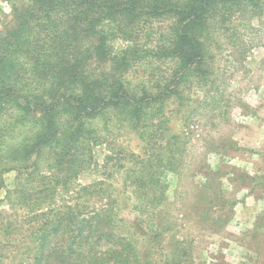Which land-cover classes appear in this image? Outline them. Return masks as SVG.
Instances as JSON below:
<instances>
[{
    "label": "rangeland",
    "instance_id": "rangeland-1",
    "mask_svg": "<svg viewBox=\"0 0 264 264\" xmlns=\"http://www.w3.org/2000/svg\"><path fill=\"white\" fill-rule=\"evenodd\" d=\"M12 4L26 2L0 0L1 33L14 25ZM233 10L225 11L224 21L216 15L209 20L202 66L209 80L193 82L185 88L183 105L169 106L170 121L153 135L148 151L128 122L113 116L107 124L93 122L99 142L90 143L91 161L64 186L55 184L50 195L44 190L39 206L31 204L51 185L49 179L40 187L37 172L2 173L0 224L20 230L0 232V264H29L28 255L14 253L22 243L28 250L21 239L23 221L30 210L65 204L83 216L105 211L106 230L133 244L141 257L137 264H264V9L253 15ZM150 24L149 37H135L146 47L160 40L167 20ZM98 35L110 56L132 45L108 22ZM230 35L234 46L227 43ZM160 66L159 75L167 76V64ZM99 70L108 72L107 59ZM147 76L143 66L128 78ZM148 154L144 170L140 164ZM38 170L49 178L61 175L45 162ZM87 185L89 190L79 193ZM116 247L114 241L97 246ZM118 259L111 254L106 264Z\"/></svg>",
    "mask_w": 264,
    "mask_h": 264
},
{
    "label": "trees",
    "instance_id": "trees-1",
    "mask_svg": "<svg viewBox=\"0 0 264 264\" xmlns=\"http://www.w3.org/2000/svg\"><path fill=\"white\" fill-rule=\"evenodd\" d=\"M24 1L23 7L11 5L14 25L0 32V183L2 173L10 170L28 177L37 172L40 187L49 179L51 185L41 189L43 196L32 206L91 161L90 143L99 142L93 122L107 124L113 116L127 121L148 151L153 135L170 121L174 109L169 106L183 105L185 88L193 82L209 80L202 66L212 16L224 21L226 10L253 15L264 9V0ZM153 19L167 20L160 40L149 47L138 44L135 37H149ZM106 22L132 43L116 56L108 55L98 35ZM227 43L234 46L232 35ZM106 59L108 72L99 70ZM162 63L168 67L163 77ZM143 66L147 77L128 78ZM150 161L148 154L140 166L145 170ZM41 162L61 175L40 174ZM90 187L81 186L79 193ZM37 209L23 221L27 252L23 243L14 249L28 255L29 264H106L111 254L121 257L113 264L140 262L131 242L106 230L105 211L83 216L67 204ZM12 229L20 230L0 224L1 233ZM113 241L115 249L97 248Z\"/></svg>",
    "mask_w": 264,
    "mask_h": 264
}]
</instances>
